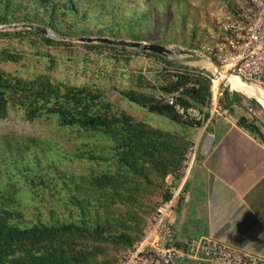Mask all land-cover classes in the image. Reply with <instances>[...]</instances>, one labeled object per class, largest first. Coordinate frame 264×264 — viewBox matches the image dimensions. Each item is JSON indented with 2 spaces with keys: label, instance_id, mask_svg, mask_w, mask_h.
I'll use <instances>...</instances> for the list:
<instances>
[{
  "label": "trees",
  "instance_id": "16d2710c",
  "mask_svg": "<svg viewBox=\"0 0 264 264\" xmlns=\"http://www.w3.org/2000/svg\"><path fill=\"white\" fill-rule=\"evenodd\" d=\"M170 1L0 0V25L28 23L63 38L0 30V264H116L141 239L155 199L169 198L166 177L179 179L192 141L131 109L199 129L212 78L154 52L71 39L197 48V31L157 22ZM182 5L179 17L188 13ZM179 86L177 102L198 109L200 121L158 99ZM240 98L260 109L227 87L218 102L229 112ZM236 123L264 143L256 119L241 113Z\"/></svg>",
  "mask_w": 264,
  "mask_h": 264
},
{
  "label": "built area",
  "instance_id": "2783aa9c",
  "mask_svg": "<svg viewBox=\"0 0 264 264\" xmlns=\"http://www.w3.org/2000/svg\"><path fill=\"white\" fill-rule=\"evenodd\" d=\"M210 37L216 40L200 43L197 48L175 43L163 44L168 51L166 58L176 63L192 57H204L212 61L220 72L238 75L245 82L264 88V0H245L243 4L236 6L228 21L221 23L219 31L210 34ZM169 51L173 54L169 55ZM160 64L165 66L161 62ZM172 78L176 80L175 77ZM213 81L212 79V86ZM220 84L217 83L215 89L211 86L209 115L203 122L201 131L207 129L217 117L228 114V109L218 102L225 87L221 84V88ZM182 91L183 86H179L170 93L158 96V99L171 106L181 119L200 121L202 115L198 109L184 107L177 102ZM241 109L244 115L257 122L264 119L263 111L250 106L244 99L241 101ZM195 149L196 146L192 145L187 151L182 161L180 179L170 183L166 178L165 188L169 198L159 200L156 209L147 218L141 239L116 264H264L263 256L211 237L177 238L168 217L180 199H188L185 188L194 163Z\"/></svg>",
  "mask_w": 264,
  "mask_h": 264
},
{
  "label": "crops",
  "instance_id": "0c3cea01",
  "mask_svg": "<svg viewBox=\"0 0 264 264\" xmlns=\"http://www.w3.org/2000/svg\"><path fill=\"white\" fill-rule=\"evenodd\" d=\"M235 112L193 135L188 199L178 201L168 220L178 239L211 237L264 257V143L237 125Z\"/></svg>",
  "mask_w": 264,
  "mask_h": 264
},
{
  "label": "rangeland",
  "instance_id": "374dc122",
  "mask_svg": "<svg viewBox=\"0 0 264 264\" xmlns=\"http://www.w3.org/2000/svg\"><path fill=\"white\" fill-rule=\"evenodd\" d=\"M183 1L188 3V13L179 17L178 13L185 11L182 5ZM244 2L245 0H171L170 4L174 5L172 7V11L169 9L167 11L160 9L156 19L160 24H164L166 21L173 23L175 30L174 33L184 30V33L187 36H190L193 31H197L199 43H206L216 40L215 38H211L210 34L217 33L220 29L221 23L228 21L234 7L239 6ZM175 5L179 6L178 11H175ZM173 11L175 12L174 22L172 21ZM0 30H2L1 27ZM57 38L63 39L60 36H57ZM71 40L74 41V39ZM109 96L113 99L115 98V93L110 92ZM241 101L242 99L240 98L238 103L235 102L232 105L234 110H236L235 113H237V115L238 113H243V110L241 109ZM131 110V113L134 114L137 119H141L163 130L184 134L190 140H192L194 134L196 135V133L201 130V128L197 129L194 126H185L162 116L147 113L134 106ZM259 123V125L264 129V119L263 121H259ZM181 174L179 175V179ZM155 200L159 201L160 199L156 198Z\"/></svg>",
  "mask_w": 264,
  "mask_h": 264
},
{
  "label": "water",
  "instance_id": "95a60500",
  "mask_svg": "<svg viewBox=\"0 0 264 264\" xmlns=\"http://www.w3.org/2000/svg\"><path fill=\"white\" fill-rule=\"evenodd\" d=\"M1 29H15V28H27L37 30L51 38H57V34L53 31L41 27L35 26L28 23L10 24V25H0ZM51 32L53 34H51ZM76 42H86V43H104L111 46L125 47L134 50L154 52L158 55L166 57L168 52L164 45L157 43H146L142 41H132L122 38H109V37H97V36H82L75 38ZM166 50V53L164 51ZM177 64L187 66L189 68L199 69L209 74V76L214 80L218 79V83L228 88L229 93H237L248 100L254 101L260 109L264 112V88L258 85H253L245 82L240 76L234 74H225L220 72L214 63L204 57H192L187 60L177 61Z\"/></svg>",
  "mask_w": 264,
  "mask_h": 264
},
{
  "label": "bare ground",
  "instance_id": "6f19581e",
  "mask_svg": "<svg viewBox=\"0 0 264 264\" xmlns=\"http://www.w3.org/2000/svg\"><path fill=\"white\" fill-rule=\"evenodd\" d=\"M51 34H53L52 32H51ZM168 49V48H167ZM164 53H166V50L164 51ZM173 53H171L170 51H169V55H172ZM218 79H214V81H213V83L215 84V85H217V83H218Z\"/></svg>",
  "mask_w": 264,
  "mask_h": 264
},
{
  "label": "clouds",
  "instance_id": "9594fccd",
  "mask_svg": "<svg viewBox=\"0 0 264 264\" xmlns=\"http://www.w3.org/2000/svg\"><path fill=\"white\" fill-rule=\"evenodd\" d=\"M142 42H145V41H142ZM146 43H149V42H146ZM157 44H160V43H157ZM163 45V44H162ZM202 71V70H201ZM204 72V71H203ZM204 73H206V72H204ZM206 74H208V73H206ZM209 75V74H208ZM168 177V176H167ZM166 177V178H167ZM166 181V180H165Z\"/></svg>",
  "mask_w": 264,
  "mask_h": 264
}]
</instances>
